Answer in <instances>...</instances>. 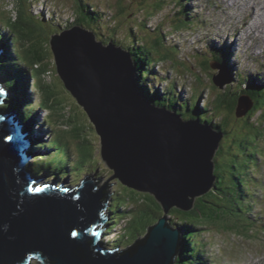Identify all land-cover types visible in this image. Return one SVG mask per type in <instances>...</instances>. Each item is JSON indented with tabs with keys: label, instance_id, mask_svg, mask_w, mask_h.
Segmentation results:
<instances>
[{
	"label": "water",
	"instance_id": "95a60500",
	"mask_svg": "<svg viewBox=\"0 0 264 264\" xmlns=\"http://www.w3.org/2000/svg\"><path fill=\"white\" fill-rule=\"evenodd\" d=\"M90 36L77 32L55 37L50 47L56 70L42 73L37 68L38 76L52 83L56 79L86 113L113 178L156 199L165 217L129 252L105 253L92 233L110 186L94 190L101 180L88 182L87 176L77 201L74 193L67 198L30 193L35 176L26 166L22 127L13 114L0 111V264H28L29 258L40 264H173L182 234L168 225L167 215L175 208L192 211L196 200L213 190L222 136L200 120L184 122L146 103L135 86L130 53L110 43L104 47ZM35 48L43 63L45 50ZM210 67L221 69L216 62ZM229 78V72L222 71L214 81L223 88ZM252 106V98L245 97L238 117H245Z\"/></svg>",
	"mask_w": 264,
	"mask_h": 264
},
{
	"label": "trees",
	"instance_id": "16d2710c",
	"mask_svg": "<svg viewBox=\"0 0 264 264\" xmlns=\"http://www.w3.org/2000/svg\"><path fill=\"white\" fill-rule=\"evenodd\" d=\"M85 1L86 0H77V3L81 6L79 12L76 13V21L79 25L87 24L89 25L88 28H93L95 34L100 36V41L105 39H107L108 42L113 41L117 37V32H124L122 40H126V38L129 40H127L129 43L128 46H124V49L133 55L132 57L137 67L138 80L141 86L138 84V82L137 84L139 91L144 98L147 100L149 99L153 104L159 107L168 108L172 112H176V114L181 116L185 121L190 119H199L202 124H208L224 135L219 151L217 152L214 159L216 177V185L214 190H212L206 196L198 199L192 212L185 213L174 209L173 213L171 214V218H176V216L179 215L180 223L174 221L175 223L172 222V225H174L175 228H180L184 233L182 252L175 264H207L210 260L208 252L203 247H196V239L198 238L199 240L201 237L199 234L200 229H209L208 227L214 223L228 221V219H225V214L241 217L245 210L242 204L247 203L249 198H251L249 192H247L248 190H246V188L243 189V180L240 176L241 174L246 173L247 175L245 177H249L252 174V168L258 167V163L256 161L258 160V154H260V151L258 149L259 144H257V141L259 142V139L263 137L262 131H264V83L260 84L261 82L259 81L250 82V78H248V83L246 82L241 86L244 88L243 92L249 93L255 103L253 115L251 114L243 120H238L236 117V98L238 97V93L232 91L230 87H228L222 94L220 93L216 101V114L214 116H209L207 114V110L202 109L199 106V102L195 101V97L191 102H189V100H187L182 94L178 96L176 93H174V87L169 86L168 89L173 88L171 90H168L167 87V90L165 88L162 91L157 89L156 91L158 93L153 92V95H151L152 91H150L148 87L147 79L151 83V79L155 73V65H153V51L158 45H160V40L163 39V37L158 38L156 42L152 43V41H154L153 39L150 41L152 43L151 45L148 41V38L141 36V34L137 32L139 22L135 21L132 25L133 21L131 20L129 21L130 27L127 25H122V27L120 26V29H114L113 23L115 20L109 21L107 18H105L104 14H101L100 16L89 8H82V3ZM171 1H173L177 7L176 10L172 11L174 16L170 14L164 19L168 28L175 30L179 27H203L204 21L202 19L196 18L191 13V8L190 5L186 3L187 1ZM161 2L165 3L164 0H161ZM161 2L160 0H121L119 2V6L121 7L122 12L120 11V13H118L120 16L123 15V19H125L124 12L126 10L132 12L136 8H139L141 10L140 13L143 14V19H145L143 24L146 26V21L149 22L150 19L152 20L156 18L158 13L163 10L162 6H165V4H162ZM5 13L7 14L5 17L9 23V29L8 32H3L4 29L0 30V47L4 44L6 48L5 55L1 60L2 62L0 63V76L6 82V85L5 83L4 85L5 87L7 86V90L10 89L12 91L13 97L3 110L10 108L20 110L23 115V119L26 120L28 125H31L35 122V119L32 121L34 115H36L34 112L36 111L37 113L38 110L34 107L33 102L31 104L29 99L31 88L28 86L27 82L30 79H33V76L36 74L37 70H39L37 68H40V60L36 58V48L34 47L36 45L33 42L28 41L26 38L27 33L24 29L26 25L19 22L21 16H19L16 20L13 18L10 11ZM120 18L121 17H118L116 21L120 25L124 24V22L121 23L119 21ZM29 19L32 21L31 18ZM173 19L174 22L171 21ZM102 21L105 23L106 27L105 29H102V31H99L100 28H103ZM28 24L27 26H30V22H28ZM125 28L126 32L124 31ZM60 29L62 30L63 28L59 27L56 30L49 27V30H40V32L45 38L48 39V36L50 37L52 34L59 33ZM160 30H162L161 27ZM49 41L50 39L48 40V43ZM118 44L123 45L122 42H118ZM44 46L45 44H42V47ZM12 48H16L14 54L17 53L16 50L19 51V56L22 59V63L25 65V67H27L26 69H19V67H21L19 65V59L11 53ZM137 51L139 52V57L137 56ZM217 53L215 54V59L218 62L224 64L226 67L230 66L232 68H230L232 75H235L236 69L231 65L230 58L229 60L227 59L228 55L220 51ZM14 62L16 63L17 68ZM34 70H36V72ZM144 82H146L147 85H145ZM38 88L42 92L43 90L45 91L42 94L44 98L40 102L41 106L37 104L38 107L44 109L50 108L51 110H54L53 107H55L56 104L52 103L54 95L51 93V88L49 89V85H42L41 79L39 78ZM35 89H37V87ZM196 99L198 101V98ZM258 112L261 113L260 119L254 121V117ZM61 114V121L64 123V125H68L69 122L68 119L66 120L67 117L64 113ZM50 119L56 123L53 115L50 116ZM59 135L61 138L63 137L61 134ZM59 135L47 143L49 148L52 150L60 151L62 147V141L60 140ZM87 141L88 139H84V142ZM35 144L38 145V143ZM67 145H70L68 141ZM48 146L42 149L48 150ZM42 149L39 148V146H36L33 147L32 151ZM82 153L83 154H81L79 158L73 160L71 154L69 153V149L66 147V152L63 156V159L60 157L57 159V162L56 160L51 161L50 159L42 160L40 162L33 163L32 168L37 173H39V175H47L51 178H54L55 176L62 179L67 175H71L73 170L77 173L85 170V172H91V174L94 176L96 174L95 171L98 170V162L96 161L91 165H87L84 161L87 159V156L84 155L83 151ZM236 157L242 159L243 161L236 162ZM227 171H229L228 175ZM230 191H232L233 194L230 193ZM125 192H123L122 197H120L121 192L114 196L116 197V202H121L122 206L118 203L119 205H116V207L112 209V213L115 215V225L112 229L115 228L119 221H125L129 217L132 218V223L130 224L129 228H133V230L129 233L128 229L126 228L125 230L129 234H126L125 237L132 240L133 238L130 237L133 236L136 240L133 243H130V245L129 243L128 245L124 243V245L127 247L126 249H128L138 241L137 238H140L141 235L146 234L145 231L147 229L149 231V229L155 227L158 224V221L165 214L160 208V205H158L156 202L153 203V205L147 204L148 198H143L141 195L131 191L129 197L131 195V199L135 200L136 206L139 207H134L135 209L132 210L134 212L133 215H129L130 213L126 215L127 211H125L124 202L122 201V199H124L126 196L125 194L127 192ZM246 208L251 209V205L246 206ZM139 220L143 226L138 223ZM112 229H110V232H112ZM119 239H121L120 241H124L122 236H119ZM118 246L120 245H117V247Z\"/></svg>",
	"mask_w": 264,
	"mask_h": 264
},
{
	"label": "rangeland",
	"instance_id": "374dc122",
	"mask_svg": "<svg viewBox=\"0 0 264 264\" xmlns=\"http://www.w3.org/2000/svg\"><path fill=\"white\" fill-rule=\"evenodd\" d=\"M57 1L65 2L64 11H62L60 13V16H65V18H67V17L72 18L73 17V19H74L75 13L73 12V9H74L73 3L75 4V0H57ZM120 1L121 0H93V3L98 5L101 8L102 12H103V9H106L107 7H109V5H111L110 9H112V11H109V12H113L115 15H120L119 14L121 11V7L119 6ZM216 2H217V5L215 7L220 8V9H224L227 13H231L233 16L237 14L236 16H238L239 19H237V20L233 19L234 17L232 15H229V19L230 20L232 19L231 20L233 23L232 28L233 29H235V28L239 29L238 26L236 25V22H238L240 20V17H241L240 11H243V10L236 8L235 9L236 11H230L227 8L230 5V2L228 4H226V6H222L221 0H216ZM0 3L4 4V9L6 11L10 10V3L9 2H7L6 0H0ZM31 4L32 5H30L28 7L29 11H25L24 8H22L21 4L19 5L18 9L21 11V18H20L19 22L21 24L26 25L24 29H25V32L27 33L26 38L28 39V41L33 42L37 46H41L42 44L48 43V39L44 37V35L40 32V30L41 31H43V30L47 31V30H49V27H51V28H53V27H52L51 23L41 21L40 19H39V21H37L34 18H31L32 19V21H31L28 18V16H26L28 14L32 15L31 7L34 8L35 4H33V3H31ZM218 5H219V7H218ZM199 7H200V5L197 6V10L199 9ZM231 10H232V8H231ZM52 11L54 13V10H52ZM140 12H141V10L139 8H136L134 11H132V13L130 15L124 16V17L127 20L138 19V18H140L139 15H141ZM162 12L165 13V9ZM235 12H236V14H235ZM6 15L7 14L5 12H2V11L0 12V26H2L3 28H5V26H6V30H4V32H7V30L9 29V23L7 22L6 17H5ZM57 15H58V13L52 14V16L50 14L51 19H53ZM119 17H121V16H119ZM142 17H143V14H142L141 18ZM159 17L154 19L153 23L150 24L149 26L151 28H153L155 31H158L157 28H154L156 22H158V25L161 27V29L165 30L166 32L169 33L171 29L168 28V26L166 25L165 21L163 20V16L160 18ZM135 21L138 22V20H135ZM171 21L174 22V19ZM28 22H30V26H27ZM176 22H178V21H176ZM54 23H55V25H59L57 22V19L54 21ZM211 23H213L214 26L217 25L215 20ZM124 25L126 26L127 24L124 23ZM57 28H59V27L57 26ZM184 28L185 27H179L175 30L180 31ZM244 28L247 29V27H245V26H244ZM99 31H102V28H100ZM227 31L230 32V29H228ZM187 32H189V31H187ZM187 32H185V33H187ZM203 33H206V35H207V31H204ZM215 33H218V32L215 29H213L212 34H215ZM89 35H91L90 37L95 43L101 44L99 35L95 36L93 33H89ZM123 35H124V33L121 32L119 34V36H117L115 39L117 41V43L114 44L115 46L122 48V49H124V46L127 47L129 44L126 40H122ZM193 36L195 37V34H193ZM199 36H200V34H198L196 37H199ZM170 39L173 40L171 37H170ZM240 39L242 41L241 46H240V50L243 48H246L247 51L250 52L249 54L244 52L245 56L243 59H241V62L243 64L248 62V59L250 57L254 56V54L251 53L252 50H254L256 53H258V52L264 53V47L262 46V44H258V42L256 40H249L248 33L246 30H244L242 32ZM118 42H122L123 45L118 44ZM154 42H156V38L154 39ZM182 42L185 44V48L182 51L184 54L183 58H181V52H180L179 46L168 47L160 40V45H158L153 51L154 55H155L154 62L166 60L169 64L173 65L172 71H174V72L176 71L179 73L181 72L183 74L191 76L194 80L191 77H187L186 82H184L183 79H177L178 85L176 86V88H180V87L184 88L188 92V94L191 98L194 99V97H195L196 102H198L196 98L202 97L204 100L203 99H202V101L200 100L199 103L212 108L214 106L212 103H214V101L217 98V96H213V95H218V93L215 91V86H213L212 83L210 84V82L206 81L207 83L210 84L208 86L204 82V79L202 78V76H205L209 81H212V78H213L212 72H211V70L208 69V67L206 65H204L205 63H207L210 60L207 58H200V56H193L196 69L202 71V76H201L198 72L194 71L193 67H191V65L193 66V60L188 61L189 64L186 62H183V59L187 60V57L189 55H192L194 53V51H196L197 49L199 50L200 47L197 46L195 43H192V42L186 40V38L184 36H183ZM45 48L46 47H43V50H45V51L43 52V54H41V57H43V59L45 61H43V63L39 64L40 69H41V71L48 69V70L55 72L56 68H54L55 66L53 65L54 55L51 51V47L48 46L47 49H45ZM19 49H20V47H19ZM189 49L191 50L190 54H188ZM124 50L126 51V49H124ZM11 52H13V54H14V48L11 49ZM20 54H21V52H20ZM130 55L133 56L131 53H130ZM14 56H16V55L14 54ZM137 56L139 57V52L137 53ZM37 57L39 58V56H37ZM234 58L237 60V58L235 56H234ZM260 59L263 60V57H260ZM133 63H134L133 68H135V70H136V72H135V76H136L137 67L135 65L134 60H133ZM249 65H251V62H249ZM45 66L50 67L51 69L43 68ZM159 67L160 66H158V68ZM165 67H166V65H162V68H160L158 70L156 69V71L161 74V73H163V69ZM261 67L264 69V64H262ZM34 71L36 72V70H34ZM42 73H44V71ZM240 74H241V78H242L243 74L241 72H240ZM36 75L38 76L37 72H36ZM180 77L181 76H179V78ZM248 78H250V77L248 76ZM40 79H41L42 85H46L48 83L51 84V85H49V84L48 85H49V89L51 88V90H50L51 93H53V95H54V98L52 99V103L56 104V106L53 107L54 110H51L50 108H48V109L42 108L38 114L39 119L37 120L36 124L30 126V130H28V132L33 134V132L35 130L37 131L38 136L35 138L37 140L36 143H41V142L49 143L50 138L48 136H49L50 131L47 130V127L49 128V130L52 127L48 126L47 122L45 120L48 119V116L53 115L54 119L56 120V124H54V125L57 126L56 127L57 132L59 134H61V136H63L66 139L65 140L64 138H62L63 142H65L67 144V141H68L70 143V145H69L70 148L73 149V153L71 154L72 159L75 160L74 154L79 157V156H81V154H83L82 153V151H83L84 155L87 156V159L84 160L87 165H91V164L95 163L96 161L98 162V166H97L98 170L95 171L96 174L94 176L91 174V172H85V170L80 171V173H76L73 170L72 176L74 177L75 185H79L81 183V181H83L85 179V177L92 176V179H94V180H98V179L101 180L99 182V186H104V184L107 183L111 188L109 190H111L110 192L112 193L113 196H115L116 194L121 192L120 197H122L123 192L126 191L128 194L125 192L126 196L124 197V195H123L124 199L122 200L124 202V208L127 209L126 215L128 213H130L129 215H133L134 212L132 211V209L134 207L138 208L139 206H136V201L131 199V195L129 197V194H131L130 193L131 190L126 189L125 187L121 186L122 183L118 179L113 178L114 177V171L109 168L108 164L101 157L102 145H101L100 137L97 136L96 131H94L93 128L85 121V118L87 117L86 113L79 107L77 102L72 98V96L68 92L63 91L62 87L59 85V83L57 82L56 79L53 83L49 79V77L46 78L47 81H45V78L42 79L41 76H40ZM35 81L36 82L33 85H32V83H30L31 84L30 85L31 90H30L29 99H30V101L35 100V103H37L41 106L40 102L44 98L42 96V94L45 91L43 90V92H42L38 88L37 83L39 82V77H36ZM195 81L197 82V85L195 84ZM251 81L252 80L250 78V82ZM171 84L173 86H175L174 81H172ZM188 84H193L196 86H190ZM140 86H141V84H140ZM36 87H37V90L35 92H33V89ZM171 89H173V88H169V90H171ZM34 113L37 115L36 111ZM61 113H64L65 116L67 117V118L66 117L65 118H66V120L68 119V122H69L68 125H64V123L61 121V118H60V115H62ZM36 115H35V117H36ZM205 116H208V115H205ZM40 121H44L45 125L47 127H45L44 124H40ZM262 133H263V137L261 138V140H259V142L257 141V144H259L258 149L260 151V157H261L260 161H256L258 163V167L252 168V174L249 177H245L247 175L246 173H243L240 176L243 180V186H244L243 189L246 188V190H248L247 192H249V195L251 196V198H249L247 203L242 204L243 208H245L244 214L241 217H235L231 214H227V215L225 214V219H228V221L221 222V223H214L210 227H208L209 229L206 232L205 241L202 242V247L209 254H212L210 260L214 264H239L241 254L243 251L248 252L247 248H249L251 255H248L247 252H245L242 256L241 261L244 259L247 261H251L252 264H258V263L264 264V252H263L264 251V226H261V227L257 226L254 223L253 217H252L255 214L254 208L261 204V200L256 197V194L261 195L262 198H264V192H263L264 191V131H262ZM84 139H88V141L84 142ZM62 147H64V146L62 145ZM60 150H62V152L60 154L64 155L66 152V149L61 148ZM52 151H54V153H53V155H55L54 157L58 156V154H59L58 151L52 150L51 148H49V146H48V151L42 149V150L35 151L34 153H35L36 157H42V156H48V153L51 156L52 153H50V152H52ZM30 153L32 154L31 151H30ZM235 161L240 162L243 160L236 157ZM228 173H229V171H227V175H228ZM43 176H45V175H43ZM45 177H47V176H45ZM53 181H56V179ZM63 181H67V180H63ZM52 186L54 189H56L57 187L64 188L65 185H64V183L63 184L61 183L60 186H58L57 184L52 185ZM230 193H232V191H230ZM139 195H141L143 198L144 197L148 198L147 204L153 205V203L157 202L156 199H152L150 196L148 197L147 195H144V194H139ZM114 200L116 201V198H114ZM114 200H112V202L110 203V205H109L110 208H113V204H116V205L120 204L122 206L121 202L117 201L114 203ZM248 205H251V209L246 208V206H248ZM261 208H264V205H261L260 208L258 207L256 211L260 212ZM108 212L110 213V211H108ZM176 218L177 219H175V221H178L179 215H177ZM119 222L120 223H119V225L117 224L118 226H117L116 230H114L112 233L111 232L108 233L109 237H113V239H117V238L119 239V237H118L119 232H122L123 230H121V229L126 227V225L130 226V224L132 223V218L129 217L128 219L125 220V222L123 220H121ZM138 223L141 226H143V224H141L140 220L138 221ZM112 226H114V225H112ZM132 230H133V228H131V229L128 228L129 233ZM126 233H127V235L129 234L128 232H126ZM145 233L146 234L148 233V229L145 231ZM146 234L141 235L140 238L145 237ZM108 235H106V236H108ZM130 238H133V239L132 240L126 239L123 242L125 244H127L128 242L133 243L136 240V239H134L133 236H131ZM137 239H139V238H137ZM104 240H107V238L105 237L103 239V241ZM130 243H129V245H130ZM217 245H220V246L218 247ZM31 261H32L31 264H40L37 260L31 259Z\"/></svg>",
	"mask_w": 264,
	"mask_h": 264
},
{
	"label": "bare ground",
	"instance_id": "6f19581e",
	"mask_svg": "<svg viewBox=\"0 0 264 264\" xmlns=\"http://www.w3.org/2000/svg\"><path fill=\"white\" fill-rule=\"evenodd\" d=\"M229 2H230V5L229 6L227 5L228 6L227 8L230 11H236L235 10L236 8L243 10V11H240L241 12L240 16H244L243 21L241 22L239 20L238 22H236V25L238 26V28H240L239 25H240V23H242L245 27H247V29H245V30L248 33L249 40H256L258 42V44H262V46L264 47V34H263L264 33V0H221L222 6H226V4H228ZM36 3H38V6H34V8L31 7L32 15H36L37 18L40 19L41 21H44V22H47V23H51L53 29L57 30L58 29L57 26L59 27V25H55V23H54V21L57 19V16H55L53 19H51V16L53 14V11H52L53 9H51L49 11V10H47V8H46V6L44 4H41V3L39 4V2H37V1H36ZM218 7H219V5H218ZM231 8H232V10H231ZM220 13L226 14L227 12L224 9H220ZM50 14H51V16H50ZM235 14H236V12H235ZM236 15H234V16L232 15L234 17V18L233 17L232 18L235 19V20L239 19V17L236 16ZM236 30H238V29H236ZM227 59L229 60L228 56H227ZM154 68H156V66H154ZM230 68H231L230 66L227 67V69H229V71L231 72ZM237 74L241 78V74H240L239 71H237ZM137 80H138V74L136 73L135 86H136V89H137L138 93L141 94L140 91H139V87H138L139 80L138 81ZM137 82H138V84H137ZM3 84H4V82H3ZM174 113H176V112H174ZM34 118H35V115H34ZM34 118L32 119V121L34 120ZM216 133H217V135H221L220 132H216ZM158 223H159V221H158Z\"/></svg>",
	"mask_w": 264,
	"mask_h": 264
},
{
	"label": "clouds",
	"instance_id": "9594fccd",
	"mask_svg": "<svg viewBox=\"0 0 264 264\" xmlns=\"http://www.w3.org/2000/svg\"><path fill=\"white\" fill-rule=\"evenodd\" d=\"M0 30H3V28H0ZM4 30H6V29H4ZM4 30H3V32H4ZM7 32H8V30H7ZM55 37L56 36H53V35H50V37L48 36V40L50 39V41H52V40H55ZM49 41V43H45V46L44 47H46L45 49H47L48 48V46L50 47V42ZM114 41V40H113ZM109 43L110 44H112V42H108L107 44H103L104 45V47H108V45H109ZM6 45V44H5ZM114 45V44H113ZM38 47H40L41 48V50H43V47H42V45L41 46H38ZM1 48H2V50L0 49V63L2 62L1 60H2V58L4 57V55H5V46H4V44L1 46ZM15 49L16 48H14V51H15ZM16 52L18 53H16L15 55H16V58H18L19 59V65L21 66V67H19V69H26L27 67H25V65L22 63V59H21V57L19 56V51H17L16 50ZM128 52V51H127ZM12 54H13V52H11ZM16 62V61H15ZM14 62V63H15ZM15 66H16V68H17V65H16V63H15ZM36 69V68H35ZM36 77H38V76H36V74L34 75V78L36 79ZM0 78L4 81V79L0 76ZM32 82V79H30L27 83H28V86L30 87V83ZM4 83H5V85H6V82L4 81ZM38 84V83H37ZM7 87V86H6ZM7 89V88H6ZM9 90V91H8ZM7 91H8V93H9V95H10V97L12 98L13 97V93H12V91L10 90V89H8ZM33 92H34V89H33ZM3 101V100H2ZM1 101V102H2ZM32 102L33 103H35V100H32L31 101V104H32ZM5 107V106H4ZM4 107L3 106H0V111H2V112H10L11 114H13L12 112H14V111H12V110H3L4 109ZM34 107H35V104H34ZM13 109H15V108H13ZM15 110H17V109H15ZM18 111H20V110H18ZM37 114H38V112H37ZM37 120H38V116L36 115V117H35V122H34V124H36V122H37ZM196 120H199V119H196ZM26 123V122H25ZM33 124V123H32ZM27 126L29 127L30 125H28L27 124ZM47 127V126H46ZM38 135H37V133H35V134H33V138H34V140H35V143L37 142V140L35 139L36 137H37ZM38 144H40V143H38ZM36 146H38V145H34L33 147H36ZM109 190V189H108ZM200 199V198H199ZM195 205H196V202H195ZM192 212V211H191ZM114 219V224H115V218H113ZM119 223L120 222H118L117 224L119 225ZM113 224V220L111 221V223H110V225L108 226V229H112L113 228V226L112 225H114ZM111 226V227H110ZM115 228H116V226H115ZM114 231V229H112V232ZM109 232H110V230H109ZM149 232V231H148ZM182 233V232H181ZM148 234V233H147ZM147 234H146V236H147ZM145 236V237H146ZM145 237H142L143 239L145 238ZM99 242V241H98ZM37 261H38V259H36ZM31 260H29V263L31 264Z\"/></svg>",
	"mask_w": 264,
	"mask_h": 264
},
{
	"label": "snow or ice",
	"instance_id": "6c2138e0",
	"mask_svg": "<svg viewBox=\"0 0 264 264\" xmlns=\"http://www.w3.org/2000/svg\"><path fill=\"white\" fill-rule=\"evenodd\" d=\"M0 91H2V90H0Z\"/></svg>",
	"mask_w": 264,
	"mask_h": 264
}]
</instances>
